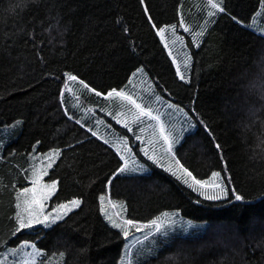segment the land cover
Listing matches in <instances>:
<instances>
[{
	"label": "trees",
	"instance_id": "obj_1",
	"mask_svg": "<svg viewBox=\"0 0 264 264\" xmlns=\"http://www.w3.org/2000/svg\"><path fill=\"white\" fill-rule=\"evenodd\" d=\"M213 2L224 11L209 0H0V264H13V251L21 264L25 243L42 253L35 264H120L124 238L101 213L106 193L123 219L163 221L129 264L138 255L139 264H264V0ZM120 91L153 115L174 105L169 124L160 117L174 156L210 184L219 173L227 195L205 199L143 155L157 122L135 121ZM125 136L135 157L121 144L132 168L119 172L114 146ZM54 150L52 201L81 205L49 228L17 231L28 170Z\"/></svg>",
	"mask_w": 264,
	"mask_h": 264
},
{
	"label": "rangeland",
	"instance_id": "obj_2",
	"mask_svg": "<svg viewBox=\"0 0 264 264\" xmlns=\"http://www.w3.org/2000/svg\"><path fill=\"white\" fill-rule=\"evenodd\" d=\"M126 101H127V104L129 105L130 101H128V100H126ZM166 104H168V103H166ZM169 105H171L172 107L167 109V106H166V109H164L163 111L160 112V117H161V114H165L164 118H165V121L167 124H169V119L174 116V112H178V109L174 105H172V104H169ZM125 122H126L125 120H122V123H125ZM160 123H162L161 120L159 121V123H157V129L154 127V125L152 123H149L147 125V131H148V133H150L151 137H150L149 141L146 143V145L142 146L141 153L143 155H145V151H147V153H148L147 155L153 157V159H150V161H152V162L155 161L154 163L158 167L162 168L165 172H168L171 175H173L172 172H176V175H173L175 178H177L179 176V177H181L179 180L182 179V181H183L184 179H188V182H189V178L184 177L183 173L180 171L181 163L179 165L176 164V161L178 159L173 154V148L174 147H173L172 143H171V152L167 151L168 144L165 143L163 135L168 136L170 141H171V137L169 136L165 125H164V134L161 135L160 127H159ZM176 128L179 131H182L181 127L176 126ZM131 129H132V127H131ZM140 129H145V125H142ZM183 131H185V129ZM141 132L143 133V131H139V136L137 137L136 142H140L139 140H141ZM129 134H131V132H129ZM130 136L134 137L132 134ZM124 140L127 141L126 146L123 144L124 150H125V147L131 148L132 151H131L130 155H131V157H135V151H134L133 145H130V143H129V138L125 136V138H123V141ZM121 144L122 143H118L119 148H120ZM114 148L117 150V146H114ZM118 153L120 155H122L120 151ZM56 160H57V157H55V156L49 157V155H48L43 160L35 163L34 165H32L29 168L26 177L29 180L30 185L27 186L26 188L22 189L19 192V194L23 193V195H20L19 201L17 200V202H16V204L20 203V205H21V207L19 209L17 208V213H20L21 215H23L25 221H27L30 218L29 214L32 212H35L36 214H38L40 219H43V217L45 215H48L51 219L58 214L57 209L59 208V205L66 204V203H69L70 201H72V200H70L67 202L59 203V204L54 203L52 201L53 197L55 196V194L58 190V181L50 179L49 175H50V171L53 168ZM49 163H51V165H52L51 168L48 167ZM135 164H139L141 167H143L144 171L147 170V171H145L146 173L150 172L149 168L147 169L146 166L142 165L141 163H138L137 161H135V163H134V169H135ZM131 165L132 164L128 165V169H127L128 172L132 168ZM169 167H171L172 171H166V169H168ZM34 173H35V175H34ZM45 173H47V174L45 175ZM37 178H39V183L37 185H35V193H36L37 197H39L41 194H43L44 198L41 200L40 204H33V203H31V201L33 200V192H24V190L29 189V188H34L32 181L34 179H37ZM53 181L56 182L57 186H56L55 191L50 196H48L47 193L49 190L46 189L44 187V185L51 183ZM210 188H215V187L208 186V187H205L203 189H200V191L206 192ZM222 188H224V187H222ZM103 196L105 197L104 202H103V207L106 209V213L112 215L113 219L116 220L118 223L122 222L123 218L118 213L117 204L109 198V195L107 193ZM109 201H111V203ZM113 204H115L116 206L113 207ZM100 207H102L101 201H100ZM76 209H78V208H74L71 212H73ZM70 213H68V214H70ZM101 213H102L104 219L106 220V222L111 226V223L106 219L105 212L101 211ZM66 216H64L63 219H65ZM59 221H61V220H59ZM59 221H56L55 223H57ZM55 223H51L50 226H52ZM145 225H147V224H138V226L142 229L139 232L135 231V229H130L128 238H125L123 236V233L120 229L115 228V229L121 231L122 236L124 238L120 264H124V263L129 264V260H130L131 256L133 255L132 256V258H133L136 254V250L138 248V245H137L138 242H141L143 239H145L144 236L150 234L151 232H153V233L156 232L155 226L145 227ZM149 225H151V224H149ZM37 226H42L45 228L50 227V226H45L44 223H35L34 222L30 228H34ZM25 244L28 245V247H22L21 246V249H19L20 261H22L21 264H32V262H34V264H35L38 256H34V255L30 256L29 254L35 253V252L40 251V250H38L37 248H33L30 243H25ZM11 253H8L7 257H10L12 259V263L14 264V262H15V264H16V261L13 257V254H11ZM13 253H15V252L13 251ZM163 255H165V253ZM19 264H20V262H19Z\"/></svg>",
	"mask_w": 264,
	"mask_h": 264
},
{
	"label": "snow or ice",
	"instance_id": "obj_3",
	"mask_svg": "<svg viewBox=\"0 0 264 264\" xmlns=\"http://www.w3.org/2000/svg\"><path fill=\"white\" fill-rule=\"evenodd\" d=\"M209 3L211 4V7L213 9H219L220 11H224V9L222 7H220L219 4L217 3H214L213 0H209ZM214 13H209V15H213ZM262 26H264V21H262ZM175 27V26H173ZM185 31H188V29L186 28ZM163 33H164V29H160L158 34L163 36ZM203 34V30L201 32H198L196 33V36L199 37ZM198 42V41H197ZM185 68L187 67V59L185 60ZM178 74L180 75V78L183 80L185 79L184 75L181 74L179 72V69H178ZM69 80L71 81H75L77 80V77L76 76H69L68 77ZM83 87L85 89H88L89 91H93L91 88H89V85L84 83L83 84ZM95 94L97 96H100L102 95L100 92H95ZM108 96H112L113 93H108L107 94ZM115 95L116 96H123L125 100H128L130 101L134 106L135 108L138 110V112L136 114H134V117L133 119L137 122H142L141 118L142 117H149L151 118L152 120L156 121L157 123H159L160 121V115L157 114V115H153L152 114V109L149 107V108H145L144 106H142V104L140 103H136V100L133 98V96L131 95H126L124 92L120 91V92H115ZM157 100H159V97H157ZM118 123L120 121H117ZM19 123V122H18ZM77 123H79V121H77ZM124 127L128 128L129 131H132V129L128 126L127 123L124 124ZM159 127H160V133L161 135L164 134V125L162 123L159 124ZM144 129H141V131H143ZM92 135L95 136L97 135V133L95 131L92 132ZM163 138H164V141L165 143L168 144V149L167 151L171 152V141L169 140V137L166 136V135H163ZM106 144L109 143L108 140H105L104 141ZM120 143L124 144L125 146L127 145V141L124 140V141H121ZM217 149H220V145L217 144L216 145ZM125 150L130 154L131 153V148H127L125 147ZM117 151L119 152L120 151V148L117 147ZM147 151H145V155H147ZM60 153L59 151H56L54 150L53 153H50L49 154V157H52V156H55V157H59ZM122 160H124V167L120 168L118 171L119 172H124L128 169V160L123 156L121 155L120 157ZM149 159H153L152 156H149L148 157ZM155 162V161H154ZM133 163H135V161H133ZM176 164L179 165L180 162L177 160L176 161ZM51 163L48 164V167L51 168ZM134 170V169H133ZM166 171H172L171 167H169L168 169H166ZM180 171L183 173V176L184 177H188V178H191L192 179V183H188V179H184V183L188 184L189 187H193V185H196L198 186L200 189H203L205 187H208V186H212V187H215V188H220V192L218 193H212V194H209V193H206V192H201L200 194L202 196H204L205 199H208V200H218V199H221L224 195H227V193L224 191L223 188H221V185L220 183L216 182L217 181V178L219 177V173H213V180L210 184L209 181H204V180H200V179H197L193 176V173L191 171H189L188 169L184 168L182 165H180ZM47 173H45L46 175ZM173 175H176V172H172ZM35 175V173H34ZM178 179H180L181 177H177ZM39 183V178L37 179H34L32 181V184L34 185V188H29V189H25L24 192H33V200L31 201V203L33 204H40L41 203V200L44 198V195L41 194L39 197H37L36 193H35V185H37ZM56 182L53 181L51 183H48L46 185H44V187L46 189H48V193L47 195L50 196L56 189ZM193 190H197L196 188H193ZM20 195H23V193L19 194L17 196V200L19 201L20 199ZM104 199L105 197L104 196H101L100 197V201H101V204H102V207H101V211L102 212H105L106 214V219L111 223V226L113 228H118L122 231L123 233V236L125 238H128L129 237V230L130 229H135V231L139 232L141 231L142 229L138 226L137 222L133 221L132 219H123L122 222H117L116 220L113 219L112 215L110 214H107L106 213V209L103 207V202H104ZM235 199L237 201L239 200H242V196L238 195V194H235ZM111 203V201H109ZM27 203V202H26ZM81 205V201L78 200V199H74L72 201H70L69 203H66V204H61L59 205V208L57 209V215L53 218L50 219V217L48 215H45L43 217V219H40L39 218V215L36 214L35 212H32L30 213V218L25 221L23 215H21L20 213H17V216H16V219L18 221V224H19V228L17 229V231L21 230V229H24V228H30L32 226V224L35 222V223H44L45 226H50L51 223H55L56 221H59V220H62L64 218V216L68 215V213H70L74 208H79ZM116 205L113 204V207H115ZM16 207L19 209L21 207L20 203H17L16 204ZM123 207V206H121ZM62 210V211H61ZM126 210V209H125ZM164 217L165 218H169V214L165 213L164 214ZM163 221H158V220H152L151 221V225H145V227H151V226H155V231L157 233H159L161 231V225H162ZM163 235H167V233H163ZM145 239H147V235L145 236ZM154 243V242H153ZM22 247H28V245H23ZM33 248H35V245H32ZM140 252L143 253L144 252V248L142 247L140 249ZM153 253L151 251H148L147 252V255H152ZM13 255H15V253H13ZM30 256L31 255H34V256H40L42 255V253H40L39 251L35 252V253H30L29 254ZM60 258L62 259L63 258V253H60ZM32 264H34V262H32ZM41 264H43V262H41ZM137 264H139V255L137 256Z\"/></svg>",
	"mask_w": 264,
	"mask_h": 264
}]
</instances>
